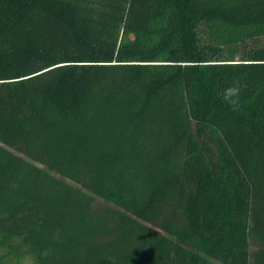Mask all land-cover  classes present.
I'll return each instance as SVG.
<instances>
[{
    "label": "trees",
    "instance_id": "trees-1",
    "mask_svg": "<svg viewBox=\"0 0 264 264\" xmlns=\"http://www.w3.org/2000/svg\"><path fill=\"white\" fill-rule=\"evenodd\" d=\"M28 256L264 264V0H0V264Z\"/></svg>",
    "mask_w": 264,
    "mask_h": 264
},
{
    "label": "clouds",
    "instance_id": "clouds-1",
    "mask_svg": "<svg viewBox=\"0 0 264 264\" xmlns=\"http://www.w3.org/2000/svg\"><path fill=\"white\" fill-rule=\"evenodd\" d=\"M241 92L242 87L236 82L226 85L223 92L220 94L222 102L235 109L238 106Z\"/></svg>",
    "mask_w": 264,
    "mask_h": 264
},
{
    "label": "rangeland",
    "instance_id": "rangeland-1",
    "mask_svg": "<svg viewBox=\"0 0 264 264\" xmlns=\"http://www.w3.org/2000/svg\"><path fill=\"white\" fill-rule=\"evenodd\" d=\"M22 264H34V260L32 256H28Z\"/></svg>",
    "mask_w": 264,
    "mask_h": 264
}]
</instances>
